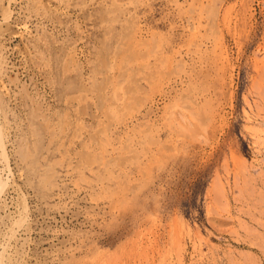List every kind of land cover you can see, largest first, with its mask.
<instances>
[{
	"label": "rangeland",
	"instance_id": "1",
	"mask_svg": "<svg viewBox=\"0 0 264 264\" xmlns=\"http://www.w3.org/2000/svg\"><path fill=\"white\" fill-rule=\"evenodd\" d=\"M0 131V264H263L264 0H0Z\"/></svg>",
	"mask_w": 264,
	"mask_h": 264
},
{
	"label": "bare ground",
	"instance_id": "2",
	"mask_svg": "<svg viewBox=\"0 0 264 264\" xmlns=\"http://www.w3.org/2000/svg\"><path fill=\"white\" fill-rule=\"evenodd\" d=\"M4 134H5V133H4ZM0 135H1V131H0ZM1 136H2V135H1ZM0 140H1V139H0ZM0 144H1L2 147H4V146H3L4 144L2 145V140H1ZM0 148H1V147H0ZM0 151H1V150H0ZM3 153H4V151H3ZM0 154H1V153H0ZM1 155H2V154H1ZM5 155H6V154H5ZM2 157H3V155H2ZM4 158H5V157H4ZM5 161H6V158H5ZM7 163H8V161L5 162V163L3 162V164H4L5 166L8 165ZM1 167H2V166H1ZM3 168H4V167H3ZM6 169H9V166H7ZM9 170H10V169H9ZM9 170H8V171H9ZM3 171H4V170H3ZM5 171H6V170H5ZM9 173H10V172H9ZM1 174H2V173H1ZM10 174H11V173H10ZM2 180H3V179H2ZM5 180H6V179H5ZM3 181H4V180H3ZM3 181L0 180V194H1L2 190H3V186L7 184V183H4ZM2 182H3V183H2ZM13 188H14V187H13ZM9 190H10V189H9ZM5 192H6V191H5ZM0 196H2V195H0ZM4 197H5V196H4ZM0 198H1V197H0ZM2 202H3V201H2ZM2 204H3V203H2ZM6 204H8V203H6ZM6 204H5V205H6ZM0 206H1V203H0ZM26 207H27V206H26ZM3 208H4V207H3ZM3 208H1V209H3ZM5 208H7V207H5ZM1 211H3V210H1ZM4 211H5V210H4ZM260 217H261V216H260ZM262 233H263V232H262ZM171 236H172V235H171ZM260 237H261V236H260ZM180 241H181V240H180ZM140 245H141V244H140ZM253 249H254V248H253ZM250 250H251V249H250ZM260 251H261V250H260ZM263 253H264V252H263ZM13 255H14V254H13ZM23 256H24V255H23ZM2 258H3V257H2L1 254H0V263L3 262ZM22 259H23V258H22ZM2 264H3V263H2ZM4 264H5V262H4ZM263 264H264V262H263Z\"/></svg>",
	"mask_w": 264,
	"mask_h": 264
}]
</instances>
